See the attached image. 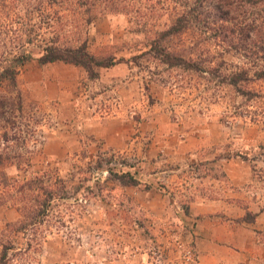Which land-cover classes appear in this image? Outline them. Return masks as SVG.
Returning <instances> with one entry per match:
<instances>
[{"label": "rangeland", "instance_id": "rangeland-1", "mask_svg": "<svg viewBox=\"0 0 264 264\" xmlns=\"http://www.w3.org/2000/svg\"><path fill=\"white\" fill-rule=\"evenodd\" d=\"M167 17L147 15L146 28ZM73 32L94 54L125 59L96 77L36 58L21 68L24 111L12 141H0L11 156L0 166V243L7 223L46 197L42 186L52 197L25 234H12L11 264H264V99L224 81L242 59L189 32L169 45L220 72L169 66L124 12L100 11ZM246 86L264 94V80ZM112 154L142 184L111 180Z\"/></svg>", "mask_w": 264, "mask_h": 264}, {"label": "trees", "instance_id": "trees-1", "mask_svg": "<svg viewBox=\"0 0 264 264\" xmlns=\"http://www.w3.org/2000/svg\"><path fill=\"white\" fill-rule=\"evenodd\" d=\"M100 11L130 13L132 17L134 14L136 23L147 32L148 51L162 63L219 73L218 66H206L208 70H204L194 52L169 45L171 39L189 32L208 35L213 41L211 45H218L222 53L236 55L243 61L237 69L226 72L224 81L249 99H264V94L246 86L252 80H264V0H0V141L3 144L12 141L10 131L16 129L14 123L24 111L18 76L26 63L35 58L41 64L70 63L82 66L90 77H96L98 68L124 61L125 58L112 53L98 56L91 52L87 38L73 36L74 28L90 24ZM159 12L167 14V22L147 29L148 22L144 18ZM76 21L79 25L72 26ZM262 117L264 120V112ZM10 157L7 152H0V166L6 165ZM242 157L251 159L249 155ZM106 163L116 165L108 168L111 180L122 186L142 184L135 172L122 168L130 165L116 154L108 157ZM255 167L254 164V171ZM3 177L8 186L5 173ZM41 189L46 193L43 201L36 206H24L23 218L8 222L1 231L6 238L0 243V264H11L10 252L17 248L12 237L25 234L48 207L52 192H48L45 185ZM257 216L258 212L248 211L243 220L254 222Z\"/></svg>", "mask_w": 264, "mask_h": 264}, {"label": "crops", "instance_id": "crops-1", "mask_svg": "<svg viewBox=\"0 0 264 264\" xmlns=\"http://www.w3.org/2000/svg\"><path fill=\"white\" fill-rule=\"evenodd\" d=\"M253 239H254V238H253ZM253 241H254V244H255V241H256V240H253ZM253 241H252V242H253ZM252 244H253V243H252ZM254 244H253V245H254ZM245 250L248 251V252H250V253H252V251H253V250H251V249H245ZM263 259H264V258H263ZM249 260H250L249 262H251V261H252V258H249Z\"/></svg>", "mask_w": 264, "mask_h": 264}]
</instances>
